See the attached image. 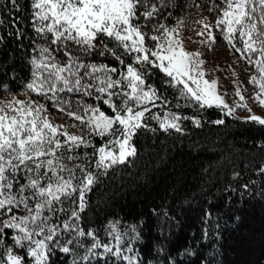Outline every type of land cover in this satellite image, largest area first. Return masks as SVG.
<instances>
[{"label":"snow or ice","instance_id":"6c2138e0","mask_svg":"<svg viewBox=\"0 0 264 264\" xmlns=\"http://www.w3.org/2000/svg\"><path fill=\"white\" fill-rule=\"evenodd\" d=\"M10 3L19 11L17 0ZM29 3L33 31L47 46L33 47L36 54L30 58L31 80L27 89L41 96L51 93L49 99L69 106L71 101H62L59 93L95 94L112 114L82 99L76 102V111L68 112L81 125H86L88 136L105 138L102 146L96 147L85 135L60 131L62 126L54 125L44 115V104L16 97L0 103V219L3 224L0 264H52L55 249L66 256L75 252L71 264H92L93 260L99 264L98 257L141 264L138 256L133 255L135 249L128 246L132 239L126 243L127 233L115 222L109 225V235L115 244H109L102 242L94 230L85 231L80 221L88 206L87 193L100 176L137 155L133 141L141 129L148 128L146 118L156 121L165 132H182V120L201 126V120L194 116H181L171 110L163 114L152 112L161 96L148 83L149 68L164 73L169 86L199 108L215 106L227 115H233L241 107L250 113L252 110L239 84L234 93L239 99L233 106L219 93L217 79H205L202 52L186 50L181 38L183 20L178 19L172 27L160 22L162 9L168 7L166 0H29ZM221 3L223 7L214 4L217 15L214 23L207 18L197 21L202 25L197 32L199 42L206 46L215 44L214 29H218L221 38L255 67L256 72L250 75L249 81L257 86L254 98L264 107V0H221ZM57 51L66 59L54 55ZM95 52L100 56L111 54L123 69L82 59ZM124 55L134 62H126ZM246 119L264 126L262 116L251 114ZM213 123L223 124L224 120ZM81 147L93 149L91 153H84V158L95 157L96 171L84 163H75L80 155L74 153ZM260 171L264 173V166ZM66 202L75 207L61 220L58 213L66 212ZM19 208L25 214H15L14 209ZM6 230H15L11 244L4 240ZM63 235L69 238L60 243ZM84 237L91 238L87 244L80 239ZM139 237L140 233L136 232L135 238ZM74 242L77 248L84 249L82 255L71 247ZM20 249L24 250L23 254ZM97 249L103 251L98 253Z\"/></svg>","mask_w":264,"mask_h":264},{"label":"trees","instance_id":"16d2710c","mask_svg":"<svg viewBox=\"0 0 264 264\" xmlns=\"http://www.w3.org/2000/svg\"><path fill=\"white\" fill-rule=\"evenodd\" d=\"M17 3L19 11L12 7L10 0H0V20H3L0 24L3 38L0 40V103L11 100L12 95L26 94L42 101L46 108L44 114L56 112L69 116L68 112L76 111V102L82 99L111 113L95 94L59 93L62 101H71L69 106L49 99L51 93L41 96L27 89L31 80L30 58L36 54L33 47L47 44L33 31L29 0H17ZM166 3L168 7L162 9L160 22L172 27L178 19L183 20L181 36H188L187 49L202 52L205 46L197 36L202 25L197 21L207 18L214 23L217 15L213 7L214 4L223 7L221 0H166ZM214 32L216 42L210 47L219 45L235 55L244 66V76L250 78L256 72L255 67L221 38L218 29ZM108 46L111 48L112 44L109 42ZM54 55L66 59L62 52ZM82 59L118 69L124 67L109 53L100 56L95 52ZM123 59L134 62L126 55ZM167 80L164 73L149 68L148 83L156 87L161 96L152 112L163 114L171 110L181 116H194L201 120V126L182 120V132H165L156 121L146 118L148 128L141 129L133 141L137 155L100 176L87 193L88 206L80 224L85 231L94 230L102 242L115 244L109 235V225L115 222L127 233L125 242L132 239L128 246L135 249L133 255L138 256L141 264H264V173L260 171L264 166V126L239 114L227 115L215 106L199 108L194 102L181 98ZM249 85L245 95L253 98L258 88ZM217 119L224 123H213ZM50 122L57 125L54 120ZM75 122L78 135L90 138L96 147L102 146L105 138L88 136L86 125ZM92 151V148L77 149L74 154H79L80 159L75 163H84L96 171L95 157L84 158V153ZM71 207L75 205L66 202V212L58 213L59 219H64ZM14 212L25 214L23 208ZM53 221L58 222L57 217H53ZM133 228L140 233L139 239L135 238ZM6 233L4 240L11 244L15 230H6ZM68 238L61 236L60 243ZM80 239L87 244L91 238ZM71 247L83 254L84 249L77 248L75 242ZM19 251L24 253L23 249ZM74 255L75 252L66 256L55 249L51 261L52 264H71ZM26 259L31 261L30 257ZM98 260L99 264H125L110 257H98ZM92 264H97V260Z\"/></svg>","mask_w":264,"mask_h":264},{"label":"rangeland","instance_id":"374dc122","mask_svg":"<svg viewBox=\"0 0 264 264\" xmlns=\"http://www.w3.org/2000/svg\"><path fill=\"white\" fill-rule=\"evenodd\" d=\"M184 40V46L187 49V39L188 36L182 37ZM97 45L100 47V43L97 40ZM204 45V44H203ZM205 46V49L202 50V59L205 60V79L212 80L217 79L218 81V91L224 96V99L229 105H235L238 101V97L234 95L236 84H239L243 94L245 96L248 107L251 108V113L246 108H237L234 114H239L243 118H247L251 114L259 115L264 117V107H262L254 98L246 96L245 92L249 89V78H246L244 66L238 62V59L235 55L231 54L224 47L217 45L216 47ZM188 51H197V50H188ZM235 81V83H233ZM250 91V90H249ZM256 92V91H255ZM254 92V93H255ZM16 97L20 100L35 102V104H42V101L39 99L31 98L26 94H19L18 96L12 95L11 99ZM151 107V105H150ZM102 110V109H101ZM104 111V110H102ZM225 111V110H223ZM226 112V111H225ZM106 114L111 115L112 113ZM49 120H54L57 125L62 126L61 131L67 130L70 134L78 135L77 133V123L74 120V117L69 118L67 114H57L56 112H49L44 114Z\"/></svg>","mask_w":264,"mask_h":264}]
</instances>
